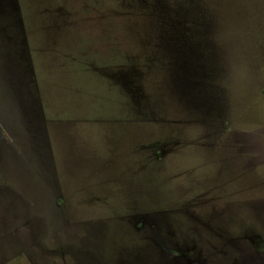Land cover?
<instances>
[{"label": "rangeland", "instance_id": "rangeland-1", "mask_svg": "<svg viewBox=\"0 0 264 264\" xmlns=\"http://www.w3.org/2000/svg\"><path fill=\"white\" fill-rule=\"evenodd\" d=\"M0 264H264V0H0Z\"/></svg>", "mask_w": 264, "mask_h": 264}]
</instances>
